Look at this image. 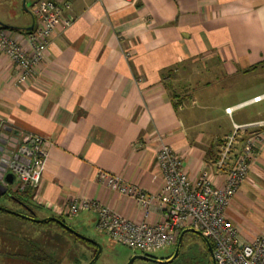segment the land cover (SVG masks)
I'll list each match as a JSON object with an SVG mask.
<instances>
[{
	"label": "crops",
	"instance_id": "obj_1",
	"mask_svg": "<svg viewBox=\"0 0 264 264\" xmlns=\"http://www.w3.org/2000/svg\"><path fill=\"white\" fill-rule=\"evenodd\" d=\"M53 1L69 4L63 12L70 23L55 28L35 73L15 85L14 66L0 55V158L20 131L47 142L32 202L46 216H65L69 199L92 198L141 221V207L99 183L96 171L157 193L161 143L180 157L190 179L205 171L222 184L226 170L215 164L222 141L233 124L264 121V99L239 106L264 91L217 106L221 116H215L206 112L214 106L208 89L225 78V88H232L264 65V0ZM31 22L32 16L9 25L20 28L10 33L22 44ZM188 87L195 99L177 105L176 96ZM245 107L250 114L235 116ZM252 163L226 211L231 220L233 203L250 204L246 185L259 190L264 183V144ZM83 212L95 224L96 213ZM148 217L159 220L156 207Z\"/></svg>",
	"mask_w": 264,
	"mask_h": 264
},
{
	"label": "built area",
	"instance_id": "obj_2",
	"mask_svg": "<svg viewBox=\"0 0 264 264\" xmlns=\"http://www.w3.org/2000/svg\"><path fill=\"white\" fill-rule=\"evenodd\" d=\"M132 2V0H123ZM67 2L58 4L53 0H36L29 8L33 27L25 32L22 44L10 30L0 27V55H5L14 66L13 83H25L38 64L44 59L49 38L59 24L69 25L64 15ZM264 94L256 95L248 102H258ZM232 107L225 111L231 113ZM260 124H233L234 132L220 147L215 162L218 169H224L237 129ZM263 133L246 139L243 148L226 169L222 184H215L208 172L190 179L183 170L180 157L165 143L157 150V163L162 185L157 193H150L125 182L117 175L98 169L96 180L134 200L142 209L143 219L135 222L125 218L100 201L86 197H73L65 206V213L76 216L79 212L92 210L96 213L95 228L110 239L141 253H150L173 245L182 229L193 228L212 243L216 264H264V226L251 240L240 237L237 226L226 216L225 209L230 198L237 192L250 170L251 159L255 156ZM4 152V151H3ZM48 158L47 142L39 135L20 131L0 158V168L11 173L15 191H32L35 198ZM153 207L160 213L159 220L150 222Z\"/></svg>",
	"mask_w": 264,
	"mask_h": 264
},
{
	"label": "rangeland",
	"instance_id": "obj_3",
	"mask_svg": "<svg viewBox=\"0 0 264 264\" xmlns=\"http://www.w3.org/2000/svg\"><path fill=\"white\" fill-rule=\"evenodd\" d=\"M31 5V0H0V22L7 25H21L25 20L30 21L31 14L28 9ZM227 82H229V78L216 80L215 82L214 80L211 81L212 85L209 87L207 95H209L210 105L214 106H209V109L206 111L208 114L210 113L215 116H218L219 114L221 116L220 111L218 112L216 110L217 106H221L224 103L231 104L238 99L247 97L251 93L263 92L264 65L253 71V73L246 75V79L241 80V78H239L235 82V86L232 88H225ZM181 90L182 92L176 96L177 105L184 106L192 99H195L190 93L189 87L188 89L182 88ZM249 109L251 110V107H245L244 109L236 112L235 116L250 114L251 111H249ZM257 123L260 124L241 128L243 132L245 128H249V131L245 130V134L242 132L239 135L235 134L232 143V150L224 168L225 170L232 163L235 155L242 150L247 138L263 133L264 121H259ZM230 135H228V137ZM226 139L227 137H225L222 141L223 144L225 143ZM223 144H221V146ZM263 144L264 139L261 143H258L259 147L255 149V156L251 159L250 168L253 166L252 162L253 159L255 160L256 158V153L261 148V146H263ZM14 184L15 182L9 184V187H12ZM241 185L237 192L230 198L225 209V214L227 209L232 205V199L237 195L240 188H242ZM259 185V190L246 185L248 194L250 196V204L243 201V203H233L234 205L232 206L234 208V213L236 214V219L235 221L231 220L230 218L229 219L235 224V226H237L241 239L245 241L251 240L262 230L264 226V183L263 185L259 183ZM251 193H254V195L252 196ZM17 194L24 198V193ZM0 206L11 209L18 213H21L24 210L22 207H19L17 204L13 203L4 196L0 197ZM33 210V215H36L38 218L46 217L47 213L40 208L34 207ZM62 219L77 233L94 240L100 245L101 252L93 264H126L131 256L136 253H141L140 250L131 249L110 239V237L104 232L98 231L95 228V224L92 222V218H90L88 215H85L83 211L79 212L76 216L65 215L62 217ZM58 238H65L67 244H71V246L73 245V253L83 251L86 254V257H88L91 253L90 247H86L80 241L73 239V237L67 234H64L60 227L53 222L35 223L30 220L22 219L15 215L0 211V264H33L29 261L18 258L13 254L22 252L25 249V244L28 242L38 243L40 244L39 246H46L48 248V243L57 241ZM200 239L201 236L199 234L189 231L185 232L183 236L184 244L192 252H196V255L198 256L203 255V245ZM172 249L173 246L171 245L157 251H152L149 254L159 259L165 258L171 253ZM54 250L56 252V256L61 258L60 264H74L69 258L64 256V248H55ZM198 261L199 262L197 264H210V262H212V258L211 255H204L202 260L198 258ZM81 264H86V262L84 261ZM133 264H147V262L137 259L133 262Z\"/></svg>",
	"mask_w": 264,
	"mask_h": 264
},
{
	"label": "trees",
	"instance_id": "obj_4",
	"mask_svg": "<svg viewBox=\"0 0 264 264\" xmlns=\"http://www.w3.org/2000/svg\"><path fill=\"white\" fill-rule=\"evenodd\" d=\"M0 27L1 28H5V29H8V30H12V29L13 30L14 29H17L18 30V29H20V28H17V27L9 26V25L0 26ZM12 193L15 195V196H13L14 197V200L17 201L19 203V205H23V204L25 205V203H26L30 207H33V208L34 207H37L32 202V195L33 194H32V191L31 190L28 189V190H25V191H22V192H19V191H15L14 190ZM17 193H24V198H22ZM0 211L1 212H4L2 210H0ZM4 213H6V212H4ZM21 213H23V211ZM34 216L37 217L36 215H34ZM48 216H55V217H57L58 219H60L61 221H63L65 223V221L62 219L63 216H61V215L50 214ZM17 217H19V216H17ZM19 218H22V217H19ZM22 219H26V218H22ZM46 222H53V223H55L56 225H58L60 227L61 231L64 234H67V235L73 237V239H75L77 241H80L86 247H90L91 248L90 255L88 257H86V254L83 251L82 252L80 251L78 253H73L74 252V249H73L74 247H72L73 245L71 246V244H67L66 241H65V238H61V239L58 238L57 241L48 243V245H49L48 248L46 246H39L40 244H38V243L28 242V243L25 244V249L22 252H17V253H14L13 255H15L18 258H21V259H24L26 261H29V262H31L33 264H60L61 258H58L56 256V252H55L54 249L55 248H57V249L64 248L65 249V251H64V254L65 255L64 256L66 258H69L72 261V263H74V264H81L82 262L85 261L86 264H88L89 260L94 256V254L96 252V246L92 242H90V241H88L86 239H83V238H80L78 236H75L74 234H72L71 232H69V230L63 228L62 226H60L58 223H56L54 221H46ZM43 223H45V222H43ZM183 236H184V234H183ZM183 236H182V240H181V244H180V247H179V251H178L177 256L171 262H168V263H165V264H197L199 262L198 261V258L200 260H202V257L204 255L205 256H209L210 255V253L208 251V248H207V245L205 243V239H207V238H205L204 236L200 235L201 236V239L200 240H201V243L203 245L202 246V254L203 255H199L198 256V255H196V252H192L184 244ZM207 240L211 243V241L209 239H207ZM175 243L172 245L173 246V249L175 247ZM211 245H212V243H211ZM173 249H172L171 253L168 256H166L165 258H169L172 255ZM144 254L149 255V256H152L149 253H144ZM152 257L156 258L155 256H152ZM160 259H164V258H160ZM143 261L144 262H147V264H149V263H152V264H161V263L147 261V260H143ZM210 264H212V262H210Z\"/></svg>",
	"mask_w": 264,
	"mask_h": 264
},
{
	"label": "water",
	"instance_id": "obj_5",
	"mask_svg": "<svg viewBox=\"0 0 264 264\" xmlns=\"http://www.w3.org/2000/svg\"><path fill=\"white\" fill-rule=\"evenodd\" d=\"M0 26H6V24L0 22ZM32 27H33V20L31 22L30 26L26 27L25 30H31ZM1 179H2V181H0V197L3 196L4 194H6L7 196H10V194L7 193V189H8L7 184L13 183V175L11 173H8V172L4 173V168L1 167L0 168V180ZM12 198H13V196H12ZM0 210L4 211L6 213H9V214H13V215H16V216H19V217H22V218H26L28 220H31V221L35 222V223H43V222H46V221H54V222L58 223L60 226H62L63 228L69 230V232H71L75 236H78L80 238H83V239H86V240L92 242L96 246V252H95L94 256L89 260L88 264H93V262L97 259V257L99 256V254L101 252V247H100V245L97 242H95L94 240H92L90 238H87V237L77 233L70 226H68L66 223H64L63 221H61L60 219H58L55 216H46V217L38 218V217H33V216L21 214V213L15 212V211H13L11 209H8V208L2 207V206H0ZM32 214H33V212H32ZM187 231L194 232V233H197V234L201 235V233L198 230H195L193 228H185V229H183L179 233V235L177 237V240H176V243H175V247L173 249V253H172V255L169 258L159 259V258H154L152 256L146 255L144 253H136V254H134L133 256H131L129 258V260L126 262V264H132L137 259L157 262V263H161V264H165V263L171 262L177 256L178 251H179V247H180V244H181L182 236ZM205 243L207 245L208 251H209V253L211 255V258H212V264H216L215 261H214V258H213L211 243L207 239H205Z\"/></svg>",
	"mask_w": 264,
	"mask_h": 264
},
{
	"label": "flooded vegetation",
	"instance_id": "obj_6",
	"mask_svg": "<svg viewBox=\"0 0 264 264\" xmlns=\"http://www.w3.org/2000/svg\"><path fill=\"white\" fill-rule=\"evenodd\" d=\"M0 181H2V179H1ZM13 182H14V181H13ZM7 187H8V189H7V193H9L10 196H7L6 194H4L3 196L6 197V198H8L9 200H11L13 203L19 205V203H18L17 201L14 200V197L12 198V196H15V195H14L11 191H14V190L12 189V187H9V184H7ZM3 196H2V197H3ZM19 207H22V208L24 209V210H23V214L35 217V216L32 214V212H34L33 207H30V206H29L28 204H26V203H25V205H19ZM28 207H29V208H28ZM31 214H32V215H31Z\"/></svg>",
	"mask_w": 264,
	"mask_h": 264
},
{
	"label": "bare ground",
	"instance_id": "obj_7",
	"mask_svg": "<svg viewBox=\"0 0 264 264\" xmlns=\"http://www.w3.org/2000/svg\"><path fill=\"white\" fill-rule=\"evenodd\" d=\"M32 215V214H31Z\"/></svg>",
	"mask_w": 264,
	"mask_h": 264
}]
</instances>
